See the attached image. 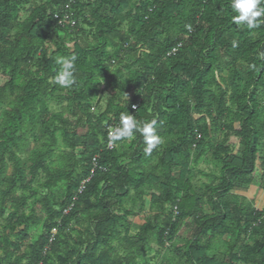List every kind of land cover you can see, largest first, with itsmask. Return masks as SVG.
Here are the masks:
<instances>
[{"label": "trees", "instance_id": "1", "mask_svg": "<svg viewBox=\"0 0 264 264\" xmlns=\"http://www.w3.org/2000/svg\"><path fill=\"white\" fill-rule=\"evenodd\" d=\"M235 14L231 0H0V264H147L164 250L158 264H264V25ZM73 55L63 88L57 59ZM127 113L157 121L151 155L138 132L110 143ZM207 152L217 176L201 173L197 193ZM145 197L151 216L129 235Z\"/></svg>", "mask_w": 264, "mask_h": 264}, {"label": "clouds", "instance_id": "2", "mask_svg": "<svg viewBox=\"0 0 264 264\" xmlns=\"http://www.w3.org/2000/svg\"><path fill=\"white\" fill-rule=\"evenodd\" d=\"M231 8L234 13L233 22L237 26H246L248 29H256L264 25V0H231ZM235 47V42H233ZM75 60L73 55L70 58L59 57L57 63L61 64V70L53 77V81L63 88H70L75 84ZM134 109V106L131 107ZM157 121L155 119L146 122H139L134 115L121 114L119 125L108 133L110 143L123 140H132L138 132L143 136L145 142L144 152L151 155L161 143L162 139L156 131ZM176 216V212L173 213Z\"/></svg>", "mask_w": 264, "mask_h": 264}, {"label": "rangeland", "instance_id": "3", "mask_svg": "<svg viewBox=\"0 0 264 264\" xmlns=\"http://www.w3.org/2000/svg\"><path fill=\"white\" fill-rule=\"evenodd\" d=\"M44 0H34L35 3H42ZM27 8V7H26ZM26 16L25 13H21L20 14V18H24ZM226 72L225 71H219L218 75L219 76H225ZM3 78L0 76V84L3 83ZM102 99L104 100L106 97V94H102L101 95ZM264 99V98H263ZM64 106V103L61 104H56L55 102L51 101L50 103H48V109L50 110V112H60L61 108ZM262 106L264 107V100L262 101ZM212 131V130H211ZM210 139L211 142L213 144H217L219 143L222 139H223V133L222 130H220L219 132L216 131H212L210 134ZM227 144L229 146V148L231 149L233 154H238L239 152V145H238V140L235 139L234 137H229ZM33 146V144L30 142L28 145V148L26 151H28L29 149H31ZM21 156V155H20ZM204 159H206V163L205 162H200L196 167L192 168L190 174H189V178H190V182L192 184V186L195 189V192L199 193L200 192V188L201 185L203 183L206 182V179L204 177H202L200 174H213L215 176H217V170L215 169V167L212 165L211 163V159H210V153L207 152ZM258 173V172H257ZM250 191L251 189L248 188L247 192H243L240 193L241 197L245 198V201H248L250 198ZM264 203V195L262 196V198L260 199V201H258L256 204H254L253 206L257 209L260 208V206ZM6 207H8V204L5 205ZM205 210V207L202 208V211ZM133 216L128 217L127 220L130 222L131 226H130V230H129V235H134L137 230L139 229V227L141 226V224L145 221L146 218H150L151 216V212L149 210V197H145L143 199V203L139 204L137 203L133 209ZM3 224V221L0 220V227ZM183 224H188L189 225V221H184ZM73 226V225H72ZM81 230V229H80ZM37 233L36 231H33L31 233H29V238L28 240H30V238ZM189 235V228L184 227L183 225L180 226L179 230L177 231L175 237H174V243L178 244L182 241H184L187 236ZM115 247V250L113 252V255L121 258L124 257L126 254V250H128V246L126 245V243L120 242L118 243H114L113 244ZM152 248V250H155L156 248L154 247L153 243L150 244ZM141 256L143 258H145V260L147 261V264H158L160 261V257H167L168 252L166 250H164L160 256H156L154 251H145V253H142Z\"/></svg>", "mask_w": 264, "mask_h": 264}, {"label": "built area", "instance_id": "4", "mask_svg": "<svg viewBox=\"0 0 264 264\" xmlns=\"http://www.w3.org/2000/svg\"><path fill=\"white\" fill-rule=\"evenodd\" d=\"M72 1H73V0H72ZM174 51H175V50H172V52H171V53H174ZM110 131H112V130H110ZM110 131H109V132H110Z\"/></svg>", "mask_w": 264, "mask_h": 264}]
</instances>
